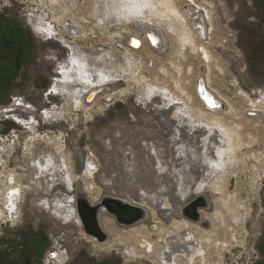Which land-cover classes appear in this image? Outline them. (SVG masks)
I'll use <instances>...</instances> for the list:
<instances>
[{"label": "rangeland", "instance_id": "rangeland-1", "mask_svg": "<svg viewBox=\"0 0 264 264\" xmlns=\"http://www.w3.org/2000/svg\"><path fill=\"white\" fill-rule=\"evenodd\" d=\"M50 1L0 0V19L22 25L28 34L27 68L24 63L23 75L13 78L10 85L3 86L0 80V108L10 107L21 98L22 106H14L11 113L29 123L30 115L35 118L30 123L32 130H28L6 120L11 113L0 114V133L5 136L14 131L18 136L13 132L9 138L17 140L11 166L24 176L22 185L31 187L18 203L17 220L22 224L18 221L14 230H7L0 238V247L26 238L31 250L41 247L36 251L38 264H43L56 248L67 252L66 264H165L159 254L167 242L185 241L191 234L197 238L193 256H181L175 264L241 263L256 243L260 252L256 264H264V141L253 148H240L234 191L229 189L233 174L227 177L225 173L229 169L212 173L209 165L215 159L216 145L223 148L226 138L224 129L209 123L211 112L203 109L194 94L198 72L204 65L197 31L184 18L185 0H149L148 7L141 0L134 5L132 0H61L62 10L67 5L69 16L73 14L86 28V34L77 41L62 32L63 25L55 27L62 35L52 39L38 32L46 25H56ZM195 1L210 13L212 38L204 44L212 56V87L239 112L254 103L264 106V0ZM162 7L165 10L159 11ZM139 24L160 33L162 49L155 51L147 45L145 50L128 52L124 39L136 34ZM184 31L190 33L193 42H185ZM63 39L70 47L64 46ZM19 46L13 45L14 53L21 49ZM73 63L86 65L99 78L102 74L110 77L107 90H103L114 96L110 102L105 95L92 109L85 110L82 96L87 86L73 72L67 79L66 72V76L61 74L74 67ZM163 90L165 95H161ZM172 95L183 98L187 106ZM187 107L192 116H187ZM247 112L237 121L245 131L244 139L263 140L264 129L256 121H249L247 118L253 117ZM228 117H221L225 124H230ZM205 119L210 124L205 125L207 128L202 124ZM24 142L29 145V160L22 158ZM78 158L85 161V169L84 163L78 169ZM38 163L42 164L43 175L37 172ZM67 166L75 178L74 191L69 187ZM202 182L205 188L197 190ZM80 185L92 186L89 198L93 204L112 196L150 205L155 218L151 210H146L145 220L126 226L108 212L103 213L101 218H110L116 232L103 229L107 245H113L110 251L107 246L104 250L87 237L81 223L80 227L74 217H67V206ZM233 192L235 195H230ZM199 195L209 201V209L202 211V215L208 214V219L203 217L208 227L196 225L205 230L208 240L198 239L197 229L185 228L176 234L173 230L164 240L153 236L159 247L150 257L133 251L129 242L119 243L121 235L133 230H151L156 225L164 231L173 226L174 219L187 220L174 210ZM54 200L55 207H44L45 202ZM196 248L202 251L197 253Z\"/></svg>", "mask_w": 264, "mask_h": 264}, {"label": "bare ground", "instance_id": "bare-ground-1", "mask_svg": "<svg viewBox=\"0 0 264 264\" xmlns=\"http://www.w3.org/2000/svg\"><path fill=\"white\" fill-rule=\"evenodd\" d=\"M69 1L72 3L75 2V0H69ZM136 1L137 0H132L133 5L136 3ZM50 2L53 5V8H52L53 12L51 14L54 17L53 20H54V23H56V25H54L53 27L50 25H46L45 27L38 29V32L41 35L43 34L48 39H52L55 36H57L58 34L62 35V33H60L61 31L58 32L57 31L58 29H56V28L60 27V25H63V26H61L62 29L64 30L62 32H66V34H68L71 37V39H74V41L79 40L81 38V36H83V34H86L84 31L86 28L81 24V20L74 18V15L71 12L70 13L73 16L72 15L69 16L67 5L63 4L65 6V8H64V10H62L63 8L61 5V0H51ZM62 2H63V0H62ZM185 2H186V4H185L184 18H185V20H189V22H192L193 27L197 31V34L199 36V40L201 41L199 51L202 53L201 59L203 61L202 65H204V66L200 67V70L198 72V75H197V78H196V81L194 84V94H195L197 100L199 101V103L201 104V106L203 107V109L207 112H211V118L208 119L209 123L214 122L215 127L224 129V135L226 138V139H224L225 144H224V146H222L223 148H221L220 145L219 146L216 145V151H214L215 152L214 153L215 159L212 160V162L210 163L209 166L211 167L213 174H215L218 171H221L222 169H223V172H225L226 169H229L228 172H225L227 174V177H230V175L233 174L231 176V179L235 178V182H236V174L235 173H236V168L239 164L238 152L240 151V148H242L244 146L249 147V148H253L260 141H264V139L263 140L262 139H244L245 131L243 130V126L241 124H239L237 121L241 118V115L246 113V111H250V112H247V115L252 116L253 118H247V119L249 121H253V122L256 121L257 123H259V125H260L259 127L261 129H264V106L261 103H254V104H252L251 108L245 109L244 112H239L226 98H224L216 89H214L212 87V85L210 83V74H209V68H210V63L212 61V56H211L210 52L207 50L206 45L204 44V43H208L212 38V28H211V24H210V13L208 12V10L203 5L197 4L195 0H185ZM65 3H66V1H65ZM61 10L63 12H61ZM137 10H140V8L136 9V11ZM164 10H165L164 7L159 8V11H164ZM130 11L135 12L134 9H131ZM137 12H139V14H140L141 10L137 11ZM171 14L173 15V10H171ZM136 27L138 28V30H137L138 32L136 34L129 35L124 39L125 47L128 49V52L134 53V52H139V51L145 50V48H147V45L155 51L162 49V47L164 46V41H163L162 36L160 35V33L156 29L145 26L144 24L136 25ZM153 36L156 38V42H154L151 39ZM183 37H184V40H186L185 42L190 43V41H191V40H189L190 39V33L184 31ZM130 38L135 39L131 45L129 44ZM191 42H193V40ZM62 43L64 44V46L70 47V45H68L66 43V39L65 40L63 39ZM71 43H73V42H71ZM159 43H161V44L159 45ZM119 46H121V45H119ZM149 58L151 59V57H149ZM73 64H75V63H73ZM147 67H148V63H147ZM120 69H123V68L121 67ZM119 71H121V70H119ZM65 72L67 75L66 79L68 78L70 73L73 72L76 75V78H78V80H80L84 85L87 86L86 87L87 89L85 92H87L89 89L93 88L85 97V102L87 104V106H85L86 111L92 109L91 107H93L96 104L95 101H96L97 97L99 95H101V92H103L104 89L105 90L107 89V87H105V86L109 81H111L110 77L107 74H102L101 77L99 78L98 74H97V76H94L87 69L86 65L79 64V63L75 64L74 67H71L65 71H61V74H63V76H66V75H64ZM121 72H123V71H121ZM85 74L87 75V77ZM84 75H85V77H84ZM66 79L63 78V80H65V82H68V80H66ZM69 82H71V81H69ZM110 83H113V82H110ZM119 92H114L113 94H116V95L121 94ZM165 94H166V91L163 90V92H161V95H165ZM105 95L108 96L107 92H103L102 95L98 99H100L102 96H105ZM173 98L177 99L178 102H181L184 105H186V103L182 100L183 98L181 99L179 97L172 95V99ZM16 101H18V100H16ZM110 101H111V98L107 99V102H110ZM16 103L17 102L12 103V105H10V107H7L5 109L2 108L0 114H3V112H5L7 114L11 113L14 110L13 108H14V106H16ZM213 105H215V107H213ZM223 110H225V111H223ZM186 111H187L188 117L190 115L192 116L188 107H187ZM7 114H3V115H7ZM224 115H229L228 118L230 119V124H228L226 121L225 122L227 124H225L222 121L221 117H223ZM13 117H17L18 119H24L18 115H13V113L7 115L5 117V119L7 118V120L9 121V119L11 120V118H13ZM255 117H258V118H255ZM33 120H32V122H33ZM24 121H26V120L24 119ZM240 121H242V120H240ZM207 122H208L207 119H205L204 122H202V124L209 126L210 124ZM30 129L32 130V127H30ZM54 141L55 140H53V144L55 145ZM16 143H17V140L13 139L11 147L13 148L15 146V148H16ZM56 149H57V151H60V148L58 147V145L56 146ZM23 150L24 151L22 152L23 153L22 158L29 160V156H30L29 151L30 150H29L28 142H24ZM262 156L264 157V155H262ZM83 163H84V169H85V167H86L85 161ZM38 164L40 166L36 165V168L38 169L37 172L40 173V175H43V169L41 170L42 164H40V163H38ZM76 164L79 165L80 162L77 160ZM227 167H229V168H227ZM68 170H69V173H68L69 187H71L70 188L71 191H74V186H73V183L70 182V176H69L70 172H72V168L68 166ZM15 173H16V171L13 170L8 175V180H10L12 185L6 189V194L4 196L0 194V197L3 196V198H4L3 200L6 203V207L10 210V213L14 214V216H11V218L8 217V219L12 220L13 223H15V219L17 217L16 211H18V203L23 201V198L25 196L24 194H26L27 190H30V188H31L30 186L24 187L22 185V182L20 181V178H23L24 176L23 175H17ZM221 173L222 172H219L218 175H220ZM40 178H42V177H39V182H40ZM235 187H236V185H235ZM79 188L88 197V195L84 191V188L82 187V185H80ZM204 188H205V184H204V182H202L198 186L197 190H202ZM218 190H221V187L218 188L217 191ZM234 190H232V191H234ZM77 191H78V189H76L75 196L77 194ZM233 194L235 195V192L230 193V195H233ZM75 196L72 199V202H71L72 205L69 204V206L71 205L70 208H72V209L74 208L77 212L76 197ZM199 196H201V195H199ZM146 197H147V195H145V198ZM114 198H116V197H114ZM88 199H89V197H88ZM55 200L52 203H49L48 201L45 202L44 207H46V208L47 207L49 208L50 206L55 207L57 205V202ZM121 200L126 202V203H129L130 205L141 207V206H138V205H135V204L129 202L128 200L127 201H125L123 199H121ZM90 202L93 204V202L91 200H90ZM141 208L144 209L145 211L147 210L144 207H141ZM174 211H175L174 214H178V212H179V210H174ZM202 211L203 210H201L200 213H201V218L203 221V217H205V219H208L207 218L208 214H205V216H204V215H202ZM103 213H105V212H103ZM146 213H147V211H146ZM101 215H100V218H101ZM77 217L79 219L78 214H77ZM100 218H99V220H100V224H101L102 218L101 219ZM79 222L81 223L80 219H79ZM197 224L198 225L200 224L202 226L201 223H197ZM81 225H82V223H81ZM198 225H196V223L192 224V223H190V221H187V220L179 221V220L174 219L173 226L167 230L162 231L161 228L159 230V227H157L155 225V228H151V230H153L154 232H152L150 230H146V229H144L143 231H139V230L134 231L133 230L134 232L131 231L129 234H125V236H123L124 234L121 235L120 241L119 240L118 241L120 244H128V242H129L128 245L133 251L138 252L140 255H147L148 257H150V255L155 253L157 246L159 247V244L153 239V236L158 237V239H160V240H164L166 236H169V234L173 233V230L176 231V232L174 231L176 234L177 231H180V230L182 231L185 228L195 229V231L197 229L199 231L198 239L201 238L204 240H208L209 238L204 233L205 230L200 229ZM223 225H224V223H223ZM101 227H102V229H104L103 224H101ZM105 229L111 230L114 233L115 230L113 228V222L107 223L105 226ZM192 231H194V230H192ZM178 235L179 234H177V236ZM87 237H89V236H87ZM89 239L94 240L95 243L98 242L96 239H94L92 237H89ZM171 239H172V237H171ZM196 240H197V238L190 234L188 239H186L185 241L174 239L171 242H167L166 246L164 248H162V250L160 251L159 258L161 257L160 259H162L163 263H165V264H175L176 261L179 260V258L182 259V257H190L191 255L193 256V254L195 252V246L197 243ZM106 242H104V243L107 244ZM104 243L98 242V244H101V245H103ZM112 246L113 245H107L106 250H110V248H112ZM99 247H101L103 249L105 248V246H99ZM60 249L56 248V251H55L56 254H54L53 259H49L50 261L55 262L57 260L59 254L60 255H62V254L67 255V252L61 251ZM197 250L198 249L196 248L197 253L202 251V250H198V251Z\"/></svg>", "mask_w": 264, "mask_h": 264}, {"label": "flooded vegetation", "instance_id": "flooded-vegetation-1", "mask_svg": "<svg viewBox=\"0 0 264 264\" xmlns=\"http://www.w3.org/2000/svg\"><path fill=\"white\" fill-rule=\"evenodd\" d=\"M21 26L22 25L17 24V23L15 25H12L9 21L0 19V80H3L2 82L3 86L12 84L13 78H20L23 75L22 67L24 63H25L24 68L25 69L27 68L28 52L26 48L28 44V34H27V31L24 29V27H21ZM13 43L16 44L17 46L20 45L19 47H21L20 50L16 51V53H14V50H13V45H14ZM90 91L85 92V94L82 96V102L85 101V97ZM101 95L97 97L96 101ZM109 98H113V96L108 95L106 97V99H109ZM10 105H12V102L8 106ZM1 110L2 108H0V112ZM30 123L33 124L32 121ZM30 123L29 122L26 123L29 129L31 126ZM203 128H207L205 127V124H203ZM69 176H70V182H72L74 186L75 179L73 177L74 175L72 174V172H70ZM84 190L87 193L88 197L90 196L89 194L91 195L93 194V191H92L93 188L91 185L84 187ZM91 201L94 203L93 200ZM135 205L144 207L147 210H151L154 216L153 208H151L150 205L145 206V205H139L137 203ZM70 206L69 205L67 206V210L68 211L70 210L67 217L69 218L70 216L71 218L74 217L76 219V222L80 226V222L77 217V212L74 208L73 209L70 208ZM167 210H169V208H167ZM109 222H113V221L110 218H107V216H104L102 218V224H103L104 229H105L106 224ZM107 244L101 245L97 243L98 246H107ZM29 246H31L30 241L24 238L20 242L15 241L12 243H8L7 246L0 247V264H38V253L36 251H40L41 247L37 245L36 247L34 246L35 250H31ZM67 256L68 254L67 255L59 254L55 262L49 260V263L50 264L52 263L53 264H66ZM262 260H264V257Z\"/></svg>", "mask_w": 264, "mask_h": 264}, {"label": "water", "instance_id": "water-1", "mask_svg": "<svg viewBox=\"0 0 264 264\" xmlns=\"http://www.w3.org/2000/svg\"><path fill=\"white\" fill-rule=\"evenodd\" d=\"M134 38L129 39L131 45ZM161 43H159L160 45ZM80 164L78 169H81L83 161L81 158L77 159ZM235 178L230 181L229 189L232 191L235 189ZM76 209L79 219L82 223L85 234L89 237L96 239L99 243L107 241V234L101 227L100 215L103 212H108L113 216L117 223L120 225L132 226L146 219L147 213L141 207L130 205L122 201L119 198L111 196H105L98 204H92L88 197L79 189L76 194ZM209 209V201L204 196H198L187 205L181 208L178 212L179 217L186 218L193 223H201L204 228L208 227V224L202 221L201 210ZM151 228H155L153 225Z\"/></svg>", "mask_w": 264, "mask_h": 264}, {"label": "built area", "instance_id": "built-area-1", "mask_svg": "<svg viewBox=\"0 0 264 264\" xmlns=\"http://www.w3.org/2000/svg\"><path fill=\"white\" fill-rule=\"evenodd\" d=\"M16 100H18V101H16ZM16 100L13 101L12 103L17 102L15 109H19L18 107L22 106L24 100H22L21 98L16 99ZM26 107L28 109L30 108V106H28L27 104H26ZM33 116L34 115H30V117H29L31 121L33 119H35ZM31 117H33V118H31ZM11 120H13L15 123L21 125L25 129L29 128V127L27 128V125H26L28 120L23 122V121H21V119H18L17 117H14V119L11 118ZM13 132L10 131L5 136H3L2 133H0V187H1L0 188V194L3 196L6 194V189L12 185L10 180H8V175L13 170L16 171L15 174L22 175V173H20V174L17 173V170L13 169L11 166V162L16 156L15 146L13 148L11 147L13 139H11V140L9 139L12 137ZM14 134L16 135L15 132H14ZM15 137L17 138L18 136L16 135ZM21 179L22 178H20V180ZM3 196L0 197V238L4 237L7 230H10V229L14 230V228L17 227V224L20 222V219L17 220L18 216H19L18 211H16L17 217L15 219V223H13L12 220L8 219V217L11 218V216H14V214L13 213L11 214L10 210L6 207V203L3 200L4 199ZM20 224H22V223L20 222ZM256 246H257V243H256ZM256 246L253 247L251 254L248 255V257L245 259L244 262H241V263L235 262V263H231V264H256L260 259V252H259L258 248H256ZM54 254H56L55 250L50 251L48 253V255L46 256V258L43 260V264H50L49 259H53Z\"/></svg>", "mask_w": 264, "mask_h": 264}, {"label": "snow or ice", "instance_id": "snow-or-ice-1", "mask_svg": "<svg viewBox=\"0 0 264 264\" xmlns=\"http://www.w3.org/2000/svg\"><path fill=\"white\" fill-rule=\"evenodd\" d=\"M141 2L143 3V6L144 7H148V6H150V4H149V0H141ZM137 14H139V13H137ZM154 42H156V38L153 36L152 38H151ZM213 107H215V105H213Z\"/></svg>", "mask_w": 264, "mask_h": 264}]
</instances>
